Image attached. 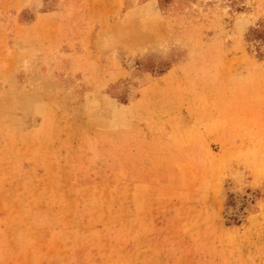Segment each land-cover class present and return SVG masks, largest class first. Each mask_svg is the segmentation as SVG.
I'll return each instance as SVG.
<instances>
[{"label":"rangeland","instance_id":"obj_1","mask_svg":"<svg viewBox=\"0 0 264 264\" xmlns=\"http://www.w3.org/2000/svg\"><path fill=\"white\" fill-rule=\"evenodd\" d=\"M264 0H0V264H264Z\"/></svg>","mask_w":264,"mask_h":264},{"label":"trees","instance_id":"obj_2","mask_svg":"<svg viewBox=\"0 0 264 264\" xmlns=\"http://www.w3.org/2000/svg\"><path fill=\"white\" fill-rule=\"evenodd\" d=\"M251 34L253 37L255 36V38L264 42V28L262 29L253 28L251 29Z\"/></svg>","mask_w":264,"mask_h":264}]
</instances>
